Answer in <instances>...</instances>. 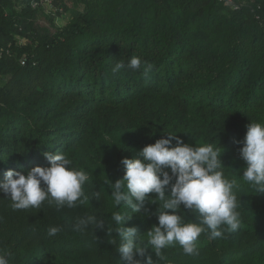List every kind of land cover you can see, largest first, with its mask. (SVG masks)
Here are the masks:
<instances>
[{"label": "trees", "instance_id": "16d2710c", "mask_svg": "<svg viewBox=\"0 0 264 264\" xmlns=\"http://www.w3.org/2000/svg\"><path fill=\"white\" fill-rule=\"evenodd\" d=\"M70 1L54 0L72 17L52 30L56 17L30 0H0V182L8 170L50 167L44 152L63 153L88 174L89 200L13 210L0 193V252L9 264H123L119 235L108 243L111 214L131 217L125 226L146 240L161 202L149 194L153 203L138 202L140 213L117 207L110 182L123 178L122 159H143L146 145L171 132L219 148L225 176L238 184L242 227L201 234L198 255L178 244L164 249L167 264H264V193L242 179L236 143L250 121L264 123V0ZM133 56L153 65L148 77L143 67L113 73ZM86 215L104 228L74 230ZM50 226L63 230L49 236ZM147 255L159 259L151 248Z\"/></svg>", "mask_w": 264, "mask_h": 264}, {"label": "clouds", "instance_id": "9594fccd", "mask_svg": "<svg viewBox=\"0 0 264 264\" xmlns=\"http://www.w3.org/2000/svg\"><path fill=\"white\" fill-rule=\"evenodd\" d=\"M143 67L145 77L153 65L133 56L127 64L117 62L113 73L121 69L138 71ZM239 149L246 167L242 179L257 193H264V123L250 121ZM173 141L175 143L173 144ZM143 159H122L125 174L115 183L110 182L111 196L115 206L125 205L133 213H140L138 202L151 201L155 196L161 203L156 210L158 226L146 232V240L137 235L135 227H126L131 217L115 211L111 220L115 226L107 229L108 235H119L117 248L123 264H154L147 251L151 248L159 258L155 264L167 259L163 250L178 244L186 255H198V239L208 233L211 238H220L242 227L240 212L237 211L235 179L225 176L220 160L219 148L211 143L193 146L185 143L177 134L166 132V138L146 145L142 149ZM50 167L35 166L26 174L8 170L0 182V193L11 200L13 210L39 208L43 202L55 203L57 207H76L89 200L83 186L89 180L88 174L71 166L72 161L63 153H43ZM170 169V172L168 171ZM126 189V191H125ZM167 193V194H166ZM152 194V196H149ZM92 198L99 200L100 192L93 191ZM153 203V202H152ZM183 206V208H181ZM198 214V222L186 220L181 214ZM104 228L103 220L95 215L77 219L74 230L83 232L89 226ZM63 230L62 226H50L49 236ZM115 245L116 239L108 240ZM0 264H9L7 254L0 252Z\"/></svg>", "mask_w": 264, "mask_h": 264}, {"label": "built area", "instance_id": "2783aa9c", "mask_svg": "<svg viewBox=\"0 0 264 264\" xmlns=\"http://www.w3.org/2000/svg\"><path fill=\"white\" fill-rule=\"evenodd\" d=\"M225 3L231 5L233 4V1L225 0ZM30 5L35 9L42 8L46 15L54 16L56 18L64 13V8L56 6L54 0H30ZM22 64H25V62L23 61Z\"/></svg>", "mask_w": 264, "mask_h": 264}, {"label": "rangeland", "instance_id": "374dc122", "mask_svg": "<svg viewBox=\"0 0 264 264\" xmlns=\"http://www.w3.org/2000/svg\"><path fill=\"white\" fill-rule=\"evenodd\" d=\"M65 2H67V5H71V1L70 0H65ZM61 18H56L55 23L53 24V26H50V21L47 18H43L41 20V25L47 26V27H51L52 30L55 29V27L58 26H63L69 19H71L72 17V11L68 10L66 13H63L60 15Z\"/></svg>", "mask_w": 264, "mask_h": 264}]
</instances>
